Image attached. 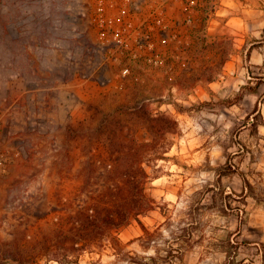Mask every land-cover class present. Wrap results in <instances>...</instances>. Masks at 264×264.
<instances>
[{"label":"rangeland","instance_id":"obj_1","mask_svg":"<svg viewBox=\"0 0 264 264\" xmlns=\"http://www.w3.org/2000/svg\"><path fill=\"white\" fill-rule=\"evenodd\" d=\"M61 2L0 0V111H7L5 123H0V137L6 136L0 148H20L19 156L11 154L0 177V264H264V248L250 245L248 239H255L251 237L228 241L224 237L223 253L193 248L208 239L199 235L203 230L234 232L246 225L245 219L231 215L233 207L221 218L210 205L199 204L197 197L189 207L154 200L151 210L137 217L143 228L134 219L119 229L82 222L83 210L103 193L112 194L113 168L137 166L128 154L139 150L144 156H160L140 165L153 179L171 168L166 153L190 124L195 132L210 129L209 118L206 125L200 124L206 118L203 104L195 103L192 111L183 105L195 80L191 74H199V79H205L207 72L216 74L249 45L263 63H250V52L240 63V68L260 74L251 76L254 106L248 105V110L243 106L242 111L246 118H264V30L247 29L244 38H238L245 40L242 48L231 32L210 42L204 31L191 60L167 62L160 70L135 67L126 79L108 75L101 83L84 81L72 74V63L83 62L65 59L72 41L68 46L63 42L68 30L62 25ZM21 74L38 76L50 88L33 101L22 100L15 91V79ZM174 83L182 90H173ZM57 84L63 86L56 88ZM248 93L245 89L229 100L241 101ZM20 103L26 106V118L31 108L38 125L25 123L14 133L13 109ZM46 113L59 123L43 122ZM163 115L174 122L164 126L165 131L151 133L143 127L147 118ZM179 115L189 117L190 123ZM248 191L264 195L261 187ZM234 199L229 195L230 206L236 204ZM190 232L195 236L189 237Z\"/></svg>","mask_w":264,"mask_h":264},{"label":"crops","instance_id":"obj_2","mask_svg":"<svg viewBox=\"0 0 264 264\" xmlns=\"http://www.w3.org/2000/svg\"><path fill=\"white\" fill-rule=\"evenodd\" d=\"M249 28L261 30L260 32L264 30V0H252V3L249 0H219L205 31L210 42L216 40V36L229 32L240 41L238 38H244ZM238 43V48H242L245 40ZM249 48L250 45L246 46L241 56L227 60L216 74L207 72L205 79H199V74L195 77L191 74L195 80L188 87L191 95L184 100L183 105L192 111L195 103L203 104L206 118L200 119V124L206 125L209 118L212 126L210 129L206 127L205 131L200 129L195 132L190 124L178 135L171 150L166 153L171 157L167 159L172 162L171 168L153 179L148 188V195L156 201L172 200L178 207L183 204L189 207L197 197L199 204L210 205L212 211L220 214L221 218L229 216L230 208L233 207L235 212L231 215L237 220L245 219V227L234 232L227 228H219L215 232L203 230L199 235L208 239L193 248L201 246L223 253L224 237L228 241L229 237L234 236L255 238L248 239L250 245L264 248V195L248 191L261 187L264 192V118H259V121L252 117L246 118L247 114L242 111L243 106L246 109L248 105L254 106L256 96L251 76L260 74L240 68L248 50L250 63L259 65L263 63V59L257 50ZM180 78L182 76L178 79L181 80ZM62 86L55 85L56 88ZM171 87L173 90H182L179 83H174ZM49 88L40 82L38 76L33 78L30 75L27 78L21 74L15 79V91L19 92L22 100L33 101L37 94ZM245 89L249 93L241 101L229 100ZM25 107L20 103L13 109V122L10 126L14 133L22 131L25 123L30 126L38 125L35 114H30V107L27 112L30 118L25 117ZM5 117L7 111H0V123H5ZM43 117L46 124L58 122L47 113ZM179 117L187 119V124L190 123L189 117ZM1 138L4 140L6 136L0 137V141ZM257 157L260 159H256ZM229 195L235 197L234 206H230L227 200ZM218 197L221 201L217 203ZM188 236H195L194 232H190Z\"/></svg>","mask_w":264,"mask_h":264},{"label":"built area","instance_id":"obj_3","mask_svg":"<svg viewBox=\"0 0 264 264\" xmlns=\"http://www.w3.org/2000/svg\"><path fill=\"white\" fill-rule=\"evenodd\" d=\"M63 42L74 77L126 79L135 67L191 60L219 0H62ZM20 148H0V177Z\"/></svg>","mask_w":264,"mask_h":264},{"label":"trees","instance_id":"obj_4","mask_svg":"<svg viewBox=\"0 0 264 264\" xmlns=\"http://www.w3.org/2000/svg\"><path fill=\"white\" fill-rule=\"evenodd\" d=\"M249 56V50L246 53V58ZM149 115V114H148ZM147 124L143 125L149 132L165 131L167 124H174L173 121L166 118L164 115L158 118H147ZM132 164H137L136 167L119 169L118 166L113 168L110 176L114 180L112 194L103 193L96 204L88 206L84 211L82 219L83 224L91 226H102L108 228L119 229L127 225L130 220H138V216L151 210L155 201L145 193V186L148 182L157 178L146 171L142 165L149 160L162 159L160 156H144L139 150L133 154L127 155ZM120 157L115 159V163L120 164ZM103 166L107 163L103 160ZM89 211L94 212V215L89 214Z\"/></svg>","mask_w":264,"mask_h":264}]
</instances>
